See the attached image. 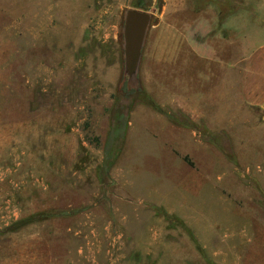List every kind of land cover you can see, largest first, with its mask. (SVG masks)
Wrapping results in <instances>:
<instances>
[{
  "label": "rangeland",
  "instance_id": "1",
  "mask_svg": "<svg viewBox=\"0 0 264 264\" xmlns=\"http://www.w3.org/2000/svg\"><path fill=\"white\" fill-rule=\"evenodd\" d=\"M129 8L153 15L138 89ZM192 16L186 0H0V264H264V115L233 54L195 52Z\"/></svg>",
  "mask_w": 264,
  "mask_h": 264
},
{
  "label": "crops",
  "instance_id": "2",
  "mask_svg": "<svg viewBox=\"0 0 264 264\" xmlns=\"http://www.w3.org/2000/svg\"><path fill=\"white\" fill-rule=\"evenodd\" d=\"M186 6L193 13L187 29L195 52L207 59L233 54L230 63L221 59L224 69L237 72L243 103L264 115V0H186Z\"/></svg>",
  "mask_w": 264,
  "mask_h": 264
},
{
  "label": "water",
  "instance_id": "3",
  "mask_svg": "<svg viewBox=\"0 0 264 264\" xmlns=\"http://www.w3.org/2000/svg\"><path fill=\"white\" fill-rule=\"evenodd\" d=\"M152 18V13L142 8H129L124 15L122 84L127 83L130 89H138L140 86L139 72L143 48Z\"/></svg>",
  "mask_w": 264,
  "mask_h": 264
},
{
  "label": "trees",
  "instance_id": "4",
  "mask_svg": "<svg viewBox=\"0 0 264 264\" xmlns=\"http://www.w3.org/2000/svg\"><path fill=\"white\" fill-rule=\"evenodd\" d=\"M138 7H142L141 5H139ZM147 97V98H146ZM146 99L147 100H150L151 101V103L150 104H152L153 105V107L157 110V111H165V109H163V107L162 106H160L153 98H150L148 95H146ZM169 112V111H168ZM169 114H171L170 116L171 117H173L178 123H180V124H182V125H188V126H196V124H194L193 122H190L189 120H186V122H181V120H178V118L176 117V116H174L173 114L174 113H169ZM184 116V115H183ZM184 118L185 119H187L188 117L187 116H184ZM116 126H118V124H116ZM203 128H205L204 126H203ZM206 129H208L207 127L204 129L205 131H206ZM119 132L120 131H117V134H119ZM186 159L188 160V157L186 156ZM167 213V212H166ZM167 216L168 217H171V215L170 214H168L167 213ZM184 225V227H185V229L187 230V231H189V233H191L192 231H191V229L188 227V226H186V224H183ZM198 248L203 252V249L201 248V246L199 245L198 246Z\"/></svg>",
  "mask_w": 264,
  "mask_h": 264
}]
</instances>
